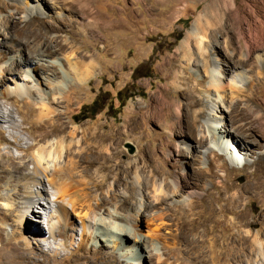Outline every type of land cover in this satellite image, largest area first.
I'll list each match as a JSON object with an SVG mask.
<instances>
[{"label":"rangeland","instance_id":"rangeland-1","mask_svg":"<svg viewBox=\"0 0 264 264\" xmlns=\"http://www.w3.org/2000/svg\"><path fill=\"white\" fill-rule=\"evenodd\" d=\"M6 3L5 7L0 8V26L9 28L4 33L9 31L12 36L9 41L15 44L14 50L23 46L35 49L38 44L30 34L39 27L50 30L46 34L48 36L57 34L64 39L75 37L81 30L80 43L77 42L76 47L56 53L52 58L65 56L74 61V57H84V61H92L96 69L83 84L73 85L63 91L62 100L58 99L54 87L59 75L50 76L53 83L48 84L43 75L37 76L44 93H51V101L45 106L43 103L38 105L40 111L47 117L58 113L61 118L56 120L51 117L52 124L47 123L42 129L25 124L18 131L20 140L17 144L7 132L5 137L8 142L2 146L18 155L22 153L21 149L42 138L46 131H53V135L45 138L43 143L65 138L64 145L77 143L90 135H99L102 140L105 139L107 148L117 153L116 162H121V168L128 170L127 174H118L116 177L119 167L114 163L113 171L104 172L108 173L109 179L105 187L96 192V196H107L104 208L118 202L116 194L128 190L134 198L126 206L134 210L138 198L137 188L133 185L136 180L150 179L146 192L149 201H154L155 195L159 194L156 193V187L164 189L162 186L167 182L175 188V179H178L180 189L169 197L166 204L154 208V211L165 213L164 229L160 237H149L148 243L156 242L161 258L147 257L142 264H200L201 259L207 260L204 264H264V226L252 224L238 227L237 217L232 214L235 212L231 210L224 212L220 223L204 221L212 212L204 211L200 216L198 208L184 219L187 225L191 222L194 227H198L190 233L186 229L177 230L179 221L171 217L168 210V206L182 203L180 210L175 206L177 216L182 214L188 210L190 195L203 201L200 197L214 185L228 187L229 191L224 195L228 198L237 191L242 192L244 209L249 216L264 210V157H258L257 154L264 153V0H83V8L77 5L78 0H7ZM95 19L100 25L90 29L88 24ZM248 21H251L252 27L247 25ZM109 22L112 23L110 30L106 26ZM46 29H41L43 34ZM257 29H263L262 39L249 38ZM23 30H27V33ZM216 30H220V33ZM216 33V37H213ZM189 35L191 39L186 40L187 52L184 54L178 49ZM243 35L247 36L246 41ZM45 37L43 35V39ZM12 54L15 51L9 56ZM27 55L30 56V52ZM213 56L219 60L224 72L225 91L221 93L227 106L224 111L214 108L206 97L208 71L214 67V62L210 64L209 59ZM194 68L199 70L200 77L192 72ZM235 73L241 75L238 79L241 87L239 92L237 89L231 90L233 84L229 79ZM197 83L200 90H196ZM4 89V86L1 87V91ZM119 93L122 100L119 99ZM212 94L214 96L215 93ZM99 95L103 111L94 118L81 121L80 118L86 114L84 108ZM16 107L8 106L14 111ZM19 108L24 111L22 115L31 120L27 109L23 106ZM48 110L52 112L47 113ZM14 115L20 125V115L15 112ZM222 119L226 124H221ZM218 123L244 139L255 163L234 171L223 168L222 172L225 171L227 176L223 177L220 172L214 184H211L212 178H204L200 174L213 164L216 152L209 148V140L199 143L201 132L192 134L190 128L194 125L203 131L208 125ZM61 128H64L62 132ZM73 134L75 139L67 136ZM109 137L119 138L116 149L110 146ZM183 145L197 146L192 158L195 164H192L190 157L180 162L175 160L174 152L182 150ZM34 149L31 146L28 154H33ZM73 157L70 155L67 159L73 160ZM62 161L63 158L60 159ZM222 161L215 160L216 165ZM99 165L95 164L92 171ZM3 183L0 182V196ZM253 183L260 184L258 195L248 192ZM47 188L50 197L55 198L53 188L48 184ZM219 188H212L214 194L211 196H218ZM50 213L47 211L40 217L46 230ZM150 214L147 210L139 221L145 234L147 227L155 225ZM72 217L76 230H68V235H74V239H67L70 244L66 250L68 254L78 250L81 234L85 231L80 218ZM1 221L3 225L8 223ZM25 230L28 234L32 229L25 227ZM241 237L248 238L247 243L255 241L256 248L236 249L239 248L237 243ZM7 240L8 236L4 233L0 245ZM61 240L58 238L56 243H61ZM106 250L103 248L101 251ZM33 252L40 260L47 258L46 254L41 255L37 250ZM215 254L219 256L218 260H213ZM225 254H229L227 260L220 261ZM237 255L239 258H236ZM76 258L78 255L73 254L65 263L73 264Z\"/></svg>","mask_w":264,"mask_h":264},{"label":"bare ground","instance_id":"bare-ground-1","mask_svg":"<svg viewBox=\"0 0 264 264\" xmlns=\"http://www.w3.org/2000/svg\"><path fill=\"white\" fill-rule=\"evenodd\" d=\"M6 1L0 0V8L6 6ZM82 2L83 0H78L77 5L80 8H83ZM11 22L13 21L11 20ZM96 25L99 26L100 23L96 22L95 19V21L89 22L88 27L93 29L96 28ZM247 25L251 26V21H248ZM106 26L110 30L112 23H106ZM41 29L46 28L39 27L33 34H30L33 35L34 42L38 44L35 49L29 47L27 49V46H23V48L14 50L15 44L9 41L12 36H10L9 31L4 33L9 28L0 26V182H4L3 193L0 196V240L4 233L8 236V240L0 245V264H66L67 258L73 254L78 255L73 264H142L147 257L156 258L158 256L161 258L156 242L148 243L149 237H160L161 231L164 229L163 215L165 213L154 211V208L166 204L169 197L174 196L176 191L180 189L178 179H175V188L167 182H164L162 186L164 189H160L161 186L160 188L156 187L155 184L156 193L159 192V194L155 195L154 201H149V194L146 192L150 185V179H142L140 182L136 180L133 185L137 188L138 198L134 210H132V207L128 208L126 206V203H132L134 198L128 190L116 194L118 202L104 208L107 196H96V192L105 187L109 179L108 173L104 172L107 170L113 171L112 164L114 163L119 167L116 177L118 174H127L128 170L121 168V162H116L117 153L114 149H108V145L104 143L105 139L102 140L99 135H90V137H84L77 143L69 142L64 145L65 138L52 143H43L45 138L47 139L53 135V131H44L42 138L36 139V143L21 149L22 153L18 155H14L9 148L2 146L3 143L8 142L5 137L7 132L14 137V142L17 144L20 140L18 131L25 124L29 123L42 129L47 123L52 124L51 117L56 120L61 118L58 113H53L47 117L40 111L41 108L38 105L43 103L42 105L45 106L51 101V93H44L42 83L37 79V76L43 75L45 83L47 81L46 84H48L53 83L50 76L59 75V78L54 81V87L59 95L58 99L62 100L64 98L63 91L69 90L73 85L83 84L96 69L95 64L92 61L85 62L84 57H74V61L65 56L52 58L56 53H64L66 49L76 47L77 42L80 43L81 30L75 37L68 36L64 39L57 34L46 35L48 31L50 32L47 29L43 34ZM220 30L216 31L220 33ZM261 30L263 31V29H257L253 34L254 37L249 35V38H261V35H263ZM23 32L27 33V30H23ZM43 35L46 36L44 39ZM216 35L217 33L213 37H216ZM190 37V35L186 36L181 42L178 49L180 52L186 54L185 44L186 40L191 39ZM242 38L245 41L247 40L246 35H243ZM12 51H15V54L9 56ZM28 52H30V56L27 55ZM211 61L214 62V67H211L208 71L209 76L206 82L208 94L206 97L214 108L218 107V109L224 111L227 107L221 94L225 91L223 85L224 72L221 70L219 60L215 56L209 59L210 64ZM192 72L197 77L201 76L196 68L192 69ZM239 78H241L239 73L231 76L229 79L230 83L233 84L231 90L235 91L237 89V92L240 91ZM252 81L254 82V79ZM198 85L197 83L196 90L199 89ZM3 86L5 89L1 91ZM212 92L215 93L214 96ZM221 104L224 106L222 107ZM8 106L17 107L14 111L10 110ZM19 106L27 109L32 116L31 120L22 115L24 111ZM43 109L44 107H42ZM48 111L47 113L52 112L51 110ZM14 112L20 115V125L17 124L18 120L15 119ZM221 117L223 118L222 115ZM220 122L226 124L223 119ZM63 129L61 128L60 132ZM197 131L201 132L199 143L209 140L211 144L209 148L216 152L213 164L208 165L200 174L204 178H212L211 184H214V179L219 177L220 172L222 176H227L225 171L222 172L223 168L228 167L234 171L239 167L245 168L255 163V159L251 158V151H249L248 144L245 143L244 139H240L224 125L220 126L219 123L214 126L208 125L203 131L196 129L194 125L190 128L192 134ZM67 136L71 139L76 138L74 134ZM108 139L110 140V146L116 149L119 138L109 137ZM31 146L35 149L34 153L29 155ZM194 151H197V146L183 145L182 150L174 152L173 155L177 162L184 161L188 157L192 161ZM257 154L258 157H264L262 152ZM70 155L74 156L73 160H69L72 158L67 159V156ZM61 158H63V164L60 162ZM215 160L223 161L216 165ZM97 163L100 164L99 167L92 171L93 166ZM192 164H195V162L192 161ZM116 182L115 180L114 184ZM47 184L53 188L55 198L50 197ZM212 188L218 189L219 187L218 185L210 186L200 197L203 198V201L190 195L187 201L188 210L183 211L182 214L179 213L178 216L176 208L180 210L183 204L176 203V205L168 206L171 217H175L179 221L177 230L185 231L186 229L190 233L197 230L198 227H194L191 222L187 225L184 219L198 208H200L198 212L200 216L203 215L204 211L207 213L212 212V215H209L204 221L220 223L224 212L231 210L235 212L232 214L237 217L236 224L238 227L242 228L252 224L264 226V210L255 216H249L244 209L242 192L237 191L235 194L229 195L228 198L224 195L229 191V188L224 186L219 188V195L213 197L211 196L214 194ZM259 189L260 184L253 183L250 184L248 192L258 195ZM109 197H111V193ZM147 210L150 211L155 225L147 227L148 231L145 234L141 230L139 221L141 222ZM47 211H51V213L46 220L48 228L46 230V227L42 226L40 217L42 213ZM73 215L80 218L81 224L85 226V231L81 234L78 250L68 254L66 250L70 244L67 239H74V235H68V230H76L73 227ZM1 220L8 223L3 225ZM25 227H31V233L28 232L27 234ZM241 231L240 229L239 232ZM58 238H62L61 243H56ZM51 239L52 241H49ZM239 239L237 243L239 248L234 246L236 249L256 248L255 241L247 243L249 242L248 238L241 237ZM43 245L48 251L43 250ZM103 248L107 250L101 251ZM34 250H37L41 255L45 256L46 254L47 258L40 260L39 256L33 252ZM78 251L82 253L78 254ZM50 256L52 257L50 258ZM213 256H215L213 260H218L219 256L216 254ZM228 256L229 254L223 255L220 261L227 260L226 257L228 258ZM236 258H239V255ZM206 262L207 260L201 259L200 264Z\"/></svg>","mask_w":264,"mask_h":264},{"label":"trees","instance_id":"trees-1","mask_svg":"<svg viewBox=\"0 0 264 264\" xmlns=\"http://www.w3.org/2000/svg\"><path fill=\"white\" fill-rule=\"evenodd\" d=\"M118 95H119V99L122 100V98L120 96V93ZM101 100H102V98L99 95V96H97V98L89 106L84 108L86 114H85V116L80 118L81 121H84V120H87V119H90V118H94L99 113H101L103 111L104 108H103V106H101Z\"/></svg>","mask_w":264,"mask_h":264}]
</instances>
